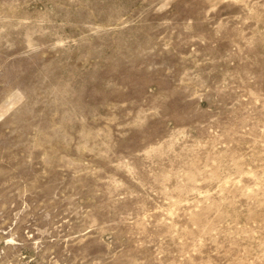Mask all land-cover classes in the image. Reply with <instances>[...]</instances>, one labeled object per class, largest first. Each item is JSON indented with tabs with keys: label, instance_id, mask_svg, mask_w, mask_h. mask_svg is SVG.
Here are the masks:
<instances>
[{
	"label": "rangeland",
	"instance_id": "374dc122",
	"mask_svg": "<svg viewBox=\"0 0 264 264\" xmlns=\"http://www.w3.org/2000/svg\"><path fill=\"white\" fill-rule=\"evenodd\" d=\"M0 264H264V0H0Z\"/></svg>",
	"mask_w": 264,
	"mask_h": 264
}]
</instances>
